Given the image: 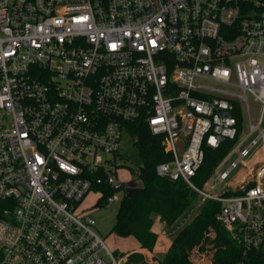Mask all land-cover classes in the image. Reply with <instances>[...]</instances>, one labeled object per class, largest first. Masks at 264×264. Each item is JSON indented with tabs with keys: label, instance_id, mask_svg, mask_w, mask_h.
Wrapping results in <instances>:
<instances>
[{
	"label": "built area",
	"instance_id": "1",
	"mask_svg": "<svg viewBox=\"0 0 264 264\" xmlns=\"http://www.w3.org/2000/svg\"><path fill=\"white\" fill-rule=\"evenodd\" d=\"M141 121L173 155L158 175L199 193L191 216L222 203L233 264L264 252V164L238 194L193 182L204 142L238 137L225 182L264 140V0H0V264H122L84 201L121 203L120 144Z\"/></svg>",
	"mask_w": 264,
	"mask_h": 264
},
{
	"label": "trees",
	"instance_id": "2",
	"mask_svg": "<svg viewBox=\"0 0 264 264\" xmlns=\"http://www.w3.org/2000/svg\"><path fill=\"white\" fill-rule=\"evenodd\" d=\"M234 115L238 118L239 137L244 128L243 116L240 109L234 111ZM128 130L129 134L136 137L134 142L143 160L139 166L142 187L135 189L131 197L125 194L122 198L113 231L122 235L132 234L142 248L153 251L158 238V233L153 229L155 216H160L161 221L167 226H172L198 202L200 195L182 178L173 180L158 175L156 166L173 158L172 153L165 149L164 136L152 133L148 125L142 121L130 123ZM237 139H226L219 147H212L204 142V159L193 177V182L197 186H204ZM114 191L116 188L109 187L106 195ZM238 193L240 192H226L227 195ZM101 205L104 206L103 203ZM221 208L220 201L207 199L198 213L175 234L169 249L164 253H155L154 259L158 260L159 264H195L191 259L192 251L197 245L203 244L204 236L211 230L215 231V237L211 241L215 242L217 248L214 261L217 264H233L240 259L241 244L217 219ZM247 262L264 264V252L250 251ZM125 263L147 264L144 254L140 252L130 253Z\"/></svg>",
	"mask_w": 264,
	"mask_h": 264
},
{
	"label": "rangeland",
	"instance_id": "3",
	"mask_svg": "<svg viewBox=\"0 0 264 264\" xmlns=\"http://www.w3.org/2000/svg\"><path fill=\"white\" fill-rule=\"evenodd\" d=\"M250 109L253 119L256 122L259 117L260 109L253 102L250 103ZM249 127V122H245L242 131V137H245L248 134ZM120 152L126 159V166L120 170V176L116 180L117 182L133 178V169L139 168V166L143 163L140 151L129 133H124L123 135V139L120 144ZM235 157L236 156H234L233 159ZM263 164L264 140H261L252 149L250 155L244 158L239 163L238 167L230 174L229 178L225 182L217 181L216 175L213 173L205 182V185L210 188L214 193L238 191L243 185L248 184L249 181L252 180L254 174L262 167ZM213 185H215L214 188L212 187ZM119 192L123 194L124 189H119ZM97 198V192L90 193V195H88L84 201V207L87 210H94L92 214V216L96 220V223L94 224V229L104 239L105 243L114 252V254L118 253V255H115L118 257L119 261L122 264H126L125 262L128 257L127 254L137 250L140 247L139 241L132 234L122 235L113 231V226L115 225L117 220L120 204L118 202H115L114 204L109 206H93ZM191 209L192 206L184 213L181 218H179L172 225V229L174 227H177L178 224H184L187 220L192 218ZM214 237L215 231H209L204 236L202 244L203 246L194 248L191 254V259L195 264H217L214 261L217 248L215 246V242L211 241ZM151 252L153 253L154 250ZM144 256L147 264H156L155 261L150 260V257L147 258V255Z\"/></svg>",
	"mask_w": 264,
	"mask_h": 264
},
{
	"label": "crops",
	"instance_id": "4",
	"mask_svg": "<svg viewBox=\"0 0 264 264\" xmlns=\"http://www.w3.org/2000/svg\"><path fill=\"white\" fill-rule=\"evenodd\" d=\"M191 219L187 220L184 224L188 223ZM184 224H178L177 227H174L172 229L173 226H167L163 221H161L160 216H158V215L155 216V223L153 225V229L158 233V238H157V242L155 244L154 252L152 253L151 251H149L145 248H142L141 246L133 252L143 253L144 255H147V258L150 257V260L155 261L156 264H159L158 261L153 259L154 253L166 252L169 249V247L171 246L173 237L175 236V234L180 230V228ZM201 246L202 245L199 244L196 247H201ZM133 252H130V253H133ZM130 253H128L127 255H129Z\"/></svg>",
	"mask_w": 264,
	"mask_h": 264
},
{
	"label": "water",
	"instance_id": "5",
	"mask_svg": "<svg viewBox=\"0 0 264 264\" xmlns=\"http://www.w3.org/2000/svg\"><path fill=\"white\" fill-rule=\"evenodd\" d=\"M120 187L125 189V193L127 197H131L132 192L135 189L142 187L141 178L137 177V178L130 179L128 181H122L117 184V188H120Z\"/></svg>",
	"mask_w": 264,
	"mask_h": 264
}]
</instances>
